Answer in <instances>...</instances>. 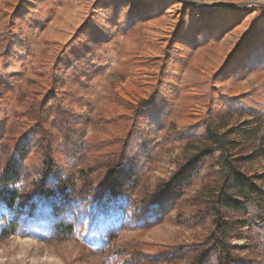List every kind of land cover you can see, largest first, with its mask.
<instances>
[{
	"label": "rangeland",
	"instance_id": "rangeland-1",
	"mask_svg": "<svg viewBox=\"0 0 264 264\" xmlns=\"http://www.w3.org/2000/svg\"><path fill=\"white\" fill-rule=\"evenodd\" d=\"M228 168L264 194V0H0V264H264Z\"/></svg>",
	"mask_w": 264,
	"mask_h": 264
},
{
	"label": "trees",
	"instance_id": "trees-1",
	"mask_svg": "<svg viewBox=\"0 0 264 264\" xmlns=\"http://www.w3.org/2000/svg\"><path fill=\"white\" fill-rule=\"evenodd\" d=\"M16 173L15 171L9 172L5 174V178L0 179V185L5 186V184H11L12 182L15 181L16 179ZM7 179L9 181H7ZM7 182V183H4ZM224 189H231L232 192L235 194L237 197H241L244 199V201L248 203H257V202H262L264 203V194L261 192L258 187L254 184V182L242 175H240L237 171L234 169L228 168V171L226 173L225 179H224ZM13 189L2 196L3 201L5 202V206L8 208H11L14 206L15 203L18 202L17 199V193L12 192ZM258 204V203H257ZM216 206L218 207L216 209V213L214 216V227H215V233H218L219 235L226 233V230L228 229L229 224L225 222V219L222 217L221 211L219 210L220 208L229 211V212H242L245 209V206L241 204L238 200L231 199L227 196V194L223 191L220 195V197L216 201ZM12 223V226H10L9 223H6L5 226H3L0 229V236H8L10 234H13L15 232L14 228L15 226L13 223L15 222H10ZM59 233L62 234H69L72 232V227L70 225H63L62 222H58L56 226Z\"/></svg>",
	"mask_w": 264,
	"mask_h": 264
}]
</instances>
